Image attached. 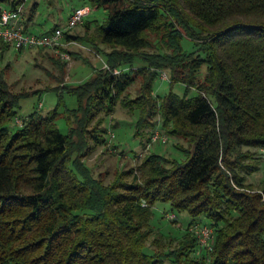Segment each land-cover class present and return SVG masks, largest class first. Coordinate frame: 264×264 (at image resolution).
Returning <instances> with one entry per match:
<instances>
[{
	"label": "trees",
	"instance_id": "16d2710c",
	"mask_svg": "<svg viewBox=\"0 0 264 264\" xmlns=\"http://www.w3.org/2000/svg\"><path fill=\"white\" fill-rule=\"evenodd\" d=\"M88 1L107 11L96 35L110 47L109 68L70 87L77 107L60 111L59 93L54 108L35 107L13 129L27 95L13 93L0 71V264H264V202L247 182L261 161L247 163L251 155L241 152L244 145L264 147V0ZM150 31L161 35L162 52L146 51ZM184 36L193 41L189 51ZM125 64L129 70L121 69ZM159 69L170 71L171 86L184 83V93L171 88L155 96ZM137 72L146 73L143 91L125 97ZM119 100L140 109L136 134L143 148L150 140L144 126L155 124L143 117L148 105V116L160 114L170 134L187 139L189 146L180 147L185 159L150 153L112 181L96 175L83 158L104 143L106 127L97 124ZM159 201L189 220L181 237H168L167 249L148 252ZM197 221L214 228L208 247L189 229ZM165 236L157 234L152 244L162 246Z\"/></svg>",
	"mask_w": 264,
	"mask_h": 264
},
{
	"label": "rangeland",
	"instance_id": "374dc122",
	"mask_svg": "<svg viewBox=\"0 0 264 264\" xmlns=\"http://www.w3.org/2000/svg\"><path fill=\"white\" fill-rule=\"evenodd\" d=\"M38 2L37 15L41 25L31 28L32 31H43L50 29L55 24H66L71 9L83 4H90L88 0H30V2ZM54 6H50L51 5ZM53 11L54 18L50 17ZM107 16L104 8H96L85 17V20L72 30L71 39L64 40V44L60 49L56 48H35L23 47L17 49L9 44H0V71L5 72V79L8 81L9 87L15 94L27 95L21 100V108L18 117L23 118L34 108L40 109L43 113L54 108L60 98L59 93H63L64 103L59 110L63 111L65 107H77V97L69 93L68 90L72 85H78L88 80L100 68H109L104 52L109 51L110 47L102 44L97 38V25L101 23ZM88 23V25H87ZM152 47L146 49L148 52H162L159 49L161 40L160 34L149 32ZM182 44L186 50H191L193 41L184 36ZM205 56L204 53H202ZM140 62L144 64L142 58L137 57L135 64ZM146 64V63H145ZM137 66V64H136ZM129 70L130 66L125 64L121 69ZM120 68L114 70L115 73ZM152 69V68H151ZM149 70V68H148ZM153 70V69H152ZM155 70V69H154ZM206 65L201 69V73L205 72ZM132 71H137L136 69ZM139 72V71H138ZM137 72V73H138ZM159 76L154 83V95L164 96L171 88L179 94H183L186 88L184 83H175L171 86L170 71L159 69ZM201 74V75H202ZM167 77H166V76ZM146 73H138L137 79L131 84L125 92V97H136L139 92L143 91V85L146 80ZM166 77V78H165ZM56 88V89H52ZM191 92L195 93L196 89L191 88ZM151 98L152 102H159L156 98ZM148 105H145L146 112L143 117L150 118L153 123L152 127L144 126V131L149 132L150 140H147L146 146L143 148L142 138L136 134V123L141 116L140 109L131 111L128 107L123 106L119 100L116 104L114 113L105 116V122L97 124L96 129L106 127L105 141L99 144L86 155L83 159L96 175L99 173L105 178L106 182L112 181L116 174L124 170L136 168L146 155L150 153L163 154L168 158L178 160L185 159V153L180 147H188L187 139L182 136L172 135L168 132V128L163 126L160 114L156 116H148ZM58 127L67 132L68 125L63 116H59L56 121ZM150 123V122H149ZM95 124V121L93 122ZM12 128L18 126L15 120L12 121ZM146 125V123H145ZM156 131H160L168 136L167 142L152 141L151 135ZM145 142V141H143ZM242 153L251 156L245 159V162L252 163L259 158L261 168L247 176V182L253 183L255 188L250 189L251 192H258L259 186L264 181V147L242 146ZM253 156V158H251ZM137 172V170H135ZM131 179V177H129ZM264 189V188H261ZM168 214H175L176 218H171ZM189 216L186 212L173 208L169 202L159 201L153 206L152 223L154 227L153 234L147 242L146 250L153 252L155 248L167 249L169 247L165 243H170L171 237H181L185 232L186 224ZM157 234H164L162 237V246L152 244ZM170 237V238H168ZM161 239L159 240V242ZM166 241V242H165ZM174 243L170 245H174ZM195 257L200 256L201 252H194ZM167 264H172L167 260Z\"/></svg>",
	"mask_w": 264,
	"mask_h": 264
},
{
	"label": "built area",
	"instance_id": "2783aa9c",
	"mask_svg": "<svg viewBox=\"0 0 264 264\" xmlns=\"http://www.w3.org/2000/svg\"><path fill=\"white\" fill-rule=\"evenodd\" d=\"M27 1L23 0L16 8H12L7 4L0 6V40L17 49L23 47L60 49L63 47L64 40H66V33L72 34V30L82 23L85 17L94 9L92 5L87 3L76 6L69 14L66 24H59L50 29L36 32L27 28L24 24V13ZM118 71L120 70L116 72ZM15 122L21 125L24 119L16 116ZM158 140L167 142L168 136L160 131H156L151 135V142ZM257 191L261 193L264 202V189L260 188ZM168 216L173 219L176 218L175 214H168ZM189 229L198 235L202 246H210V241L214 235V228L211 225L197 221L191 224Z\"/></svg>",
	"mask_w": 264,
	"mask_h": 264
},
{
	"label": "crops",
	"instance_id": "0c3cea01",
	"mask_svg": "<svg viewBox=\"0 0 264 264\" xmlns=\"http://www.w3.org/2000/svg\"><path fill=\"white\" fill-rule=\"evenodd\" d=\"M35 3V1H31L28 0L26 2V7H25V13H24V24L27 28L31 29L33 27H38L39 25H41L42 23H40V20H39V17L37 15V8L34 10L32 8L33 4ZM53 2H51V5L50 6H54L52 5ZM4 4V3H3ZM53 11H51L50 13V17L54 18V14H53ZM72 9L70 10L69 14L71 13ZM137 66H143V64H141L140 62H137L136 63Z\"/></svg>",
	"mask_w": 264,
	"mask_h": 264
}]
</instances>
